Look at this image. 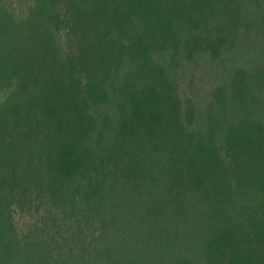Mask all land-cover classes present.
I'll return each instance as SVG.
<instances>
[{
  "label": "trees",
  "instance_id": "16d2710c",
  "mask_svg": "<svg viewBox=\"0 0 264 264\" xmlns=\"http://www.w3.org/2000/svg\"><path fill=\"white\" fill-rule=\"evenodd\" d=\"M254 31L264 0H0V264H264V66L180 90Z\"/></svg>",
  "mask_w": 264,
  "mask_h": 264
},
{
  "label": "rangeland",
  "instance_id": "374dc122",
  "mask_svg": "<svg viewBox=\"0 0 264 264\" xmlns=\"http://www.w3.org/2000/svg\"><path fill=\"white\" fill-rule=\"evenodd\" d=\"M249 17L260 22L262 16L255 7H248ZM263 9V7H262ZM261 31H255L248 38L240 37L239 43L230 51L224 52L219 58H211L209 55L198 54L197 58L188 62L180 72V90L183 98L192 100L197 110H205L209 103L213 100V92L220 85L227 86L230 76L234 69L239 68L248 73L253 69L264 66V34ZM263 61V62H262ZM44 140V139H43ZM50 140H45L42 144L48 145ZM30 154L36 157L37 149H43L39 146H33ZM33 152V153H32ZM23 166L32 169V162L24 161ZM29 174V172H28ZM27 174V175H28ZM27 177V176H26ZM32 176H28L29 181ZM15 220L18 222V228L24 229L26 217H19L16 214Z\"/></svg>",
  "mask_w": 264,
  "mask_h": 264
}]
</instances>
